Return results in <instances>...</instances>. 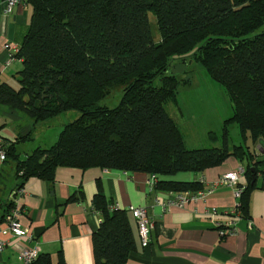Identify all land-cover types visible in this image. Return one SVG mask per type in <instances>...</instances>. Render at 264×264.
Returning a JSON list of instances; mask_svg holds the SVG:
<instances>
[{"label":"trees","instance_id":"obj_1","mask_svg":"<svg viewBox=\"0 0 264 264\" xmlns=\"http://www.w3.org/2000/svg\"><path fill=\"white\" fill-rule=\"evenodd\" d=\"M25 2L31 17L16 54L22 61L19 86L0 83V104L26 113L33 125L69 110L80 115L63 126L53 144L37 146L23 159L8 142L6 158L15 163L18 180L14 191L31 177L52 182L57 167L156 174V190L197 191L199 181L169 177L202 172L233 157L243 164L247 180L238 199L247 215L250 192L264 173L254 148L264 141V0ZM190 52L231 101L218 147L188 148L165 109L168 102L177 104L178 88L188 82L168 68ZM113 85L123 86L118 104L99 105ZM232 123L240 144L230 145ZM209 137L216 139L211 132ZM24 138L31 139V131ZM97 187L92 205L100 222L91 236L95 264H126L136 247L129 211L115 207L99 182ZM77 198L72 194L66 201ZM13 206V195L0 202V221ZM32 264H51L49 254ZM58 264H64L61 252Z\"/></svg>","mask_w":264,"mask_h":264},{"label":"crops","instance_id":"obj_2","mask_svg":"<svg viewBox=\"0 0 264 264\" xmlns=\"http://www.w3.org/2000/svg\"><path fill=\"white\" fill-rule=\"evenodd\" d=\"M30 17L31 7L25 0L7 15L0 3V83L13 87L18 83L17 72L22 68V61L15 59L2 68L6 53L1 46L6 41L20 44ZM72 120L60 119L55 131L43 140L33 133L44 121L33 125L31 119H6L0 114V134L14 143L19 158L23 159L37 146L53 144L63 126ZM221 120L224 119L212 121L218 125ZM29 131L32 138H24ZM257 144H254L257 159L264 161V152L257 150ZM14 166L9 158L0 160V202H6L13 195L18 182ZM239 167L243 164L229 157L202 172H183L169 178L199 182L201 179L204 188ZM261 167L264 170V163ZM148 177L146 173L98 167H57L52 182L29 178L22 185L19 222L31 239L12 235L6 217L0 221V264H23L18 254L24 248H37L38 256L49 254L51 264H58L59 252L64 264H95L91 236L99 225L100 214L93 208L92 200L98 182L115 207H143L153 220L150 241L142 247L136 221L129 212L136 247L126 264H264V173L258 175L256 187L250 192L246 216L240 212L239 197L235 196L237 189L246 185L244 173L236 183L217 185L204 200L190 201L183 207L157 203L156 198L166 201L176 192L155 187L149 190ZM72 194L78 198L67 202ZM2 213L0 208V217ZM220 230L224 233L220 234Z\"/></svg>","mask_w":264,"mask_h":264},{"label":"rangeland","instance_id":"obj_3","mask_svg":"<svg viewBox=\"0 0 264 264\" xmlns=\"http://www.w3.org/2000/svg\"><path fill=\"white\" fill-rule=\"evenodd\" d=\"M149 20L153 32L155 31V20L149 12ZM191 52L186 58L178 56L172 61L168 73L176 74L180 78L188 79L187 83L181 84L177 93V104L168 102L165 109L182 130L185 137V145L189 148L218 147L221 145V125L213 119H226L232 114L231 101L225 88L214 81L206 70L192 58ZM159 81L156 80L155 84ZM18 83L15 88H18ZM123 86L113 85L107 96L99 101V105L109 108L115 107L122 95ZM6 113H4V112ZM0 114L6 119H31L26 113L19 110H10L7 106L0 104ZM80 112L69 110L48 118L35 128L33 135L40 139H48L57 128L60 119H76ZM186 119V120H185ZM185 121V122H184ZM41 126V128H40ZM209 132L216 135V139L209 137ZM230 145L242 143L238 127L235 123L229 126ZM38 138V139H39Z\"/></svg>","mask_w":264,"mask_h":264},{"label":"built area","instance_id":"obj_4","mask_svg":"<svg viewBox=\"0 0 264 264\" xmlns=\"http://www.w3.org/2000/svg\"><path fill=\"white\" fill-rule=\"evenodd\" d=\"M22 0H1L0 3L3 5V13L10 14L14 7L20 3ZM1 49L6 53V59L2 64V68H5L10 65V63L18 59L16 54L19 52V44L15 42L6 41L2 44ZM8 141H6L0 134V160L3 161L6 158V147L8 145ZM244 173L243 167H239L235 171H230L222 175L217 181L214 183L205 186L197 191H181L176 192L172 196V198L167 199L166 201L160 202L157 198L155 201L157 203H161L163 206H177L183 207L190 201H198L204 200V197L211 193L217 185L223 184H232L236 183L239 177ZM158 176L156 174H150L147 182L149 185V190H152ZM203 180L200 179V183ZM243 187H240L235 192V196L239 197ZM23 194V188H17L13 192V201L14 206L11 208L10 213L6 216L7 228L14 236L18 237H27L29 240L31 239L30 235L23 229L21 223L19 222V216L21 214V204H20V196ZM127 210L130 212L132 217L136 221L137 232L140 240V244L142 247H145L150 241V231L154 228L153 220L148 216L147 211L143 207H133L128 206ZM220 234H223L224 231L220 230ZM38 257L37 248H24L18 254V259L23 264H32Z\"/></svg>","mask_w":264,"mask_h":264},{"label":"water","instance_id":"obj_5","mask_svg":"<svg viewBox=\"0 0 264 264\" xmlns=\"http://www.w3.org/2000/svg\"><path fill=\"white\" fill-rule=\"evenodd\" d=\"M257 150L260 151L261 153L264 152V141L262 139L258 140V144L256 146Z\"/></svg>","mask_w":264,"mask_h":264}]
</instances>
